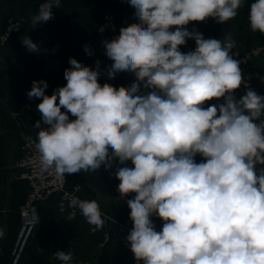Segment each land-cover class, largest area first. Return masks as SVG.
<instances>
[{
	"label": "clouds",
	"instance_id": "1",
	"mask_svg": "<svg viewBox=\"0 0 264 264\" xmlns=\"http://www.w3.org/2000/svg\"><path fill=\"white\" fill-rule=\"evenodd\" d=\"M128 2L139 22L103 44L113 61L108 77L131 72L130 86L101 85L99 60L93 69L71 57L67 83L51 95L47 81L32 82L27 97L41 99L33 126L42 170L63 178L118 162L120 199L134 194L126 200V242L137 264H264V168L256 167L264 165V96L248 88L235 98L244 79L231 33L206 39L185 27L209 17L232 20L242 0ZM54 5L60 0L40 3L31 25L51 20ZM248 20L264 34V0L250 4ZM189 39L195 48L184 53ZM22 43L39 51L28 36ZM84 51L93 54L87 45ZM70 207L95 230L111 219L95 200L73 196ZM153 216L163 222L159 231ZM54 256L62 264L73 259L70 250Z\"/></svg>",
	"mask_w": 264,
	"mask_h": 264
},
{
	"label": "crops",
	"instance_id": "2",
	"mask_svg": "<svg viewBox=\"0 0 264 264\" xmlns=\"http://www.w3.org/2000/svg\"><path fill=\"white\" fill-rule=\"evenodd\" d=\"M52 12L53 18L42 23L44 26L42 29L41 24L34 28L30 24L27 36L34 43L60 54L64 64L67 65L71 57L95 69V62L99 60L101 74L98 82L101 85L109 83L113 86L128 87L135 81V75L131 72H119L114 78L108 77L107 69L113 61L105 55L103 44L105 40L111 41L116 38L121 27L139 22L134 15L135 9L130 6L128 0H60V7L54 5ZM104 17H108L110 24L109 27L100 30L99 27ZM207 22L208 18L203 22H190L185 27L189 31L203 32L204 36ZM36 29L39 30L37 34ZM231 29L227 27L228 32ZM224 32L225 30L223 34ZM85 45L89 46L92 51L91 56L84 51ZM10 46H15L12 51L4 50V47L0 49V229L4 230L3 237H0V264H27L30 257L38 252V237L56 234L58 227H64V221L70 222L74 219L80 220L95 236L108 232L110 237L108 239L104 237L103 247L115 241L120 251V258H130L136 261L126 242V237L132 228V222L129 219L130 209L127 207L126 200L133 196L129 195L123 200L120 199L117 192L119 181L113 179L115 166L110 169L102 166L95 172L67 174L68 187H72L77 181L82 184L81 200L97 201L102 218L111 217L105 220L102 229L95 230V226L88 224L79 208H75L74 214L70 211L67 212V216L60 214L57 206L59 195L55 194L38 203L36 212L39 222L31 229L25 230V233H21L19 207L29 192V183L18 177L19 170L15 167V163L22 155L24 138H37L39 131L33 125L41 119V114L36 107L41 99L30 100L27 92L31 89L32 82L38 81L40 75L27 71L22 66L9 67L7 59L14 57L18 59L29 50L22 42ZM194 48V40L189 39L180 50L187 53ZM259 51L256 56L260 54L261 51ZM241 71L243 76L249 71H254L253 78L257 73L254 65H250L249 68L242 67ZM56 87L46 89V94L51 95ZM252 87L262 91L264 82L261 81L254 86L253 80L244 81L241 87L235 90L234 96L238 93L245 95L247 89ZM148 91L150 89L142 88L145 94ZM221 103H224V98L213 99L203 106L207 108L209 105ZM151 219L156 230H161L163 222L156 216Z\"/></svg>",
	"mask_w": 264,
	"mask_h": 264
},
{
	"label": "trees",
	"instance_id": "3",
	"mask_svg": "<svg viewBox=\"0 0 264 264\" xmlns=\"http://www.w3.org/2000/svg\"><path fill=\"white\" fill-rule=\"evenodd\" d=\"M252 2L254 0H242V7L237 10V16L223 24L218 23L215 18L209 17L205 27L204 38L223 40L226 32L231 33L232 38L236 42V48L232 50L233 54L261 44L264 41V34L258 31L253 32L248 20L250 4ZM227 27L232 29L228 32ZM37 46L38 52L28 50L26 54L18 59L15 57L7 59L8 65H22L25 68L31 69V63H35V68L42 70L38 81H47L49 85L47 89L55 85L64 86L67 83L64 79V71L70 65L64 64V60L60 54L58 55V53L49 51L43 45ZM250 65H254L257 69V73L253 78V85L257 86L259 82H264V51L252 58ZM115 87L119 88L120 86L116 85ZM251 89L255 90L259 95L264 96V89L262 91L253 87ZM242 96V93H238L235 95V98L239 100ZM69 116L71 118V114ZM195 160L199 163L202 157L198 155L195 157ZM117 163H113V166H115L113 179L115 181H118L114 175ZM130 195L133 196L134 194ZM104 236H95L90 233L89 229L78 219L70 222L64 221V227H58L56 234L52 233V235L48 234L40 238L39 244L44 251L33 254L27 264H62L61 261L55 258L54 253L57 251L68 252L69 250L73 253L71 264H137L133 259L120 258V251L115 241L107 243L103 247L105 244ZM112 238L111 240H113Z\"/></svg>",
	"mask_w": 264,
	"mask_h": 264
},
{
	"label": "built area",
	"instance_id": "4",
	"mask_svg": "<svg viewBox=\"0 0 264 264\" xmlns=\"http://www.w3.org/2000/svg\"><path fill=\"white\" fill-rule=\"evenodd\" d=\"M13 23L15 24V22ZM4 37L2 35L1 39H4ZM255 52L256 49L246 51V54L239 57L237 60L240 62V66L242 64H244L243 66L248 65L251 53ZM252 76L253 74L245 75L243 79L244 81H249ZM36 145V138H26L22 145V155L15 163V167L19 170L18 177L27 180L29 183V192L19 207L21 233H25V230L31 229L32 226L38 223L37 219L34 218L35 213L37 214V205L52 195H59L57 206L60 213L65 214L70 211L74 214L75 208L70 207V200L73 196L80 199V192L82 190V184L78 181L72 187L67 186V174L61 178L53 169L43 171ZM256 167L259 170L260 168H264V165H257ZM103 235H105L106 239L110 237L108 232H103Z\"/></svg>",
	"mask_w": 264,
	"mask_h": 264
},
{
	"label": "rangeland",
	"instance_id": "5",
	"mask_svg": "<svg viewBox=\"0 0 264 264\" xmlns=\"http://www.w3.org/2000/svg\"><path fill=\"white\" fill-rule=\"evenodd\" d=\"M44 0H0V49L4 47V50H11L15 46H10L11 44L17 43V42H22V39L28 35L30 29V24H31V18L38 12V6L40 3H43ZM12 22H15L14 26ZM42 26L40 28L42 29L44 26L42 23H40ZM110 24V20L108 17H104L103 21L100 24V30L105 29L106 27H109L108 25ZM33 27V26H32ZM34 28V27H33ZM33 28L31 29L33 31ZM36 34L39 32V30H35ZM203 33V32H202ZM227 33V32H226ZM31 34V32H30ZM2 35H4V39H1ZM20 35V36H19ZM43 38V37H41ZM42 40V39H41ZM5 47H8L5 49ZM255 53H251V57L249 59L248 65L251 63L252 58L256 57L258 50L261 52L264 51V41L261 44H257L254 47L244 49V51L238 52V54H234V58L238 59L239 57L243 56L246 54V51H252L255 50ZM259 51V52H260ZM260 52V53H261ZM186 53V51L184 52ZM35 63H31V69L25 68L27 71H33L39 75H41V69L37 70L35 68ZM8 65V64H7ZM242 64L240 68L242 67H248V65L243 66ZM9 67L15 66V65H8ZM22 66V65H18ZM23 67V66H22ZM248 73V74H247ZM245 73V75L249 74H255L254 71H249ZM253 77H251L250 80ZM57 86V87H56ZM53 87H60L59 85H55ZM62 111H65L62 109ZM70 119H74L71 117ZM28 138V137H26ZM24 138V140L26 139ZM35 138V137H34ZM37 139V138H36ZM62 214V213H60ZM68 213L63 214V216H67ZM61 217V216H60ZM45 234V233H44ZM43 237V236H41ZM41 237H38V242H37V248L38 252H43L44 249L41 247L39 244V240Z\"/></svg>",
	"mask_w": 264,
	"mask_h": 264
}]
</instances>
